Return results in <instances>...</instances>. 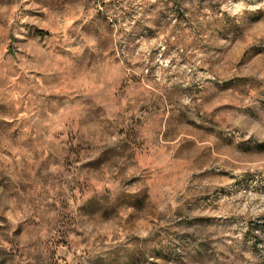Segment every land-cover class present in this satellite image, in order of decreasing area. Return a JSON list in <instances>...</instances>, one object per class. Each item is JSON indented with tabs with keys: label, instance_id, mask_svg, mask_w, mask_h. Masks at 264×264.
<instances>
[{
	"label": "rangeland",
	"instance_id": "obj_1",
	"mask_svg": "<svg viewBox=\"0 0 264 264\" xmlns=\"http://www.w3.org/2000/svg\"><path fill=\"white\" fill-rule=\"evenodd\" d=\"M0 264H264V0H0Z\"/></svg>",
	"mask_w": 264,
	"mask_h": 264
}]
</instances>
